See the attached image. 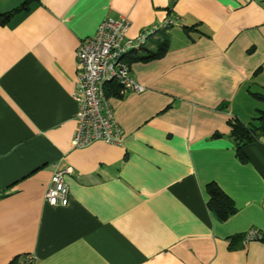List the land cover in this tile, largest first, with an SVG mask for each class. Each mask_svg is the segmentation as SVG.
Segmentation results:
<instances>
[{
    "label": "crops",
    "instance_id": "0c3cea01",
    "mask_svg": "<svg viewBox=\"0 0 264 264\" xmlns=\"http://www.w3.org/2000/svg\"><path fill=\"white\" fill-rule=\"evenodd\" d=\"M24 0H0V14ZM141 93L106 98L120 146L73 149L75 53L105 18ZM163 40L166 52L143 60ZM264 0H35L0 25V264H264ZM252 132L240 155L230 123ZM68 204L52 208L55 170ZM215 183L236 212L207 208ZM17 260V261H16Z\"/></svg>",
    "mask_w": 264,
    "mask_h": 264
},
{
    "label": "built area",
    "instance_id": "2783aa9c",
    "mask_svg": "<svg viewBox=\"0 0 264 264\" xmlns=\"http://www.w3.org/2000/svg\"><path fill=\"white\" fill-rule=\"evenodd\" d=\"M170 21L161 27H168ZM154 26L144 30L135 39L127 38L130 21L123 17L117 20L103 19L94 34L81 41L75 53L76 84L71 96L76 104V126L71 138L73 149H84L94 142L120 146L122 131L114 120V115L106 98L107 88L115 86L119 95L141 93L144 88L130 75L126 57L139 51L156 31ZM72 170H55L45 189V202L52 208L68 204L69 187L65 177ZM243 244L264 243V233L249 229L241 237ZM32 257L28 258L31 264Z\"/></svg>",
    "mask_w": 264,
    "mask_h": 264
},
{
    "label": "trees",
    "instance_id": "16d2710c",
    "mask_svg": "<svg viewBox=\"0 0 264 264\" xmlns=\"http://www.w3.org/2000/svg\"><path fill=\"white\" fill-rule=\"evenodd\" d=\"M35 0H24L23 3L16 9L0 14V25L6 24L16 13L27 10L28 6ZM168 41L163 40L157 44L154 50L147 53L143 60H151L161 57L167 50ZM257 121L260 123L262 130L264 131V108L258 112ZM231 131L230 137L232 141L236 143V153L238 157L240 155V148L242 144L251 142L252 132L244 127L239 122L230 123ZM207 196V208L217 218L218 221L223 222L236 212V208L233 201L225 195L222 190L215 184L209 183L205 187ZM17 261V260H16ZM16 264H25L24 261H18Z\"/></svg>",
    "mask_w": 264,
    "mask_h": 264
},
{
    "label": "rangeland",
    "instance_id": "374dc122",
    "mask_svg": "<svg viewBox=\"0 0 264 264\" xmlns=\"http://www.w3.org/2000/svg\"><path fill=\"white\" fill-rule=\"evenodd\" d=\"M146 42V41H145Z\"/></svg>",
    "mask_w": 264,
    "mask_h": 264
}]
</instances>
